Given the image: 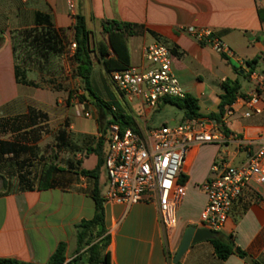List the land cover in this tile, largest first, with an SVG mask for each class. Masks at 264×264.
I'll return each mask as SVG.
<instances>
[{"label":"crops","instance_id":"1","mask_svg":"<svg viewBox=\"0 0 264 264\" xmlns=\"http://www.w3.org/2000/svg\"><path fill=\"white\" fill-rule=\"evenodd\" d=\"M261 10L264 11V0H0V123L21 125L29 117L33 124L29 131L34 133L36 130L38 134L37 129L53 122L52 114L58 108L56 101L61 103L60 98L65 92L55 89L52 84H40L30 73L27 81L31 84H19L14 37L29 29V42L32 39L31 44L40 48L35 38L51 30L62 52L44 55L42 51L44 59L64 55L67 47L75 43L74 26L78 15L85 17L90 32L91 56L95 51L99 56V49L106 43L103 23L108 20L142 27L140 33L127 37L130 66L144 64L145 49L153 43L170 48L173 70L180 84L187 95L198 100L202 119L209 120L207 116L219 112L224 81L239 79L246 98L253 94L260 81L264 82V58L249 79L236 73V69L248 73L247 62L264 56ZM39 14L43 17L38 20L40 25L37 24ZM190 27L211 30L230 49L232 57L200 43L185 31ZM35 29L41 31L40 35H32ZM109 53L107 59L113 57ZM97 65L104 66L101 58ZM243 99L235 102V114L221 130L227 132L226 136L233 133L254 139L264 130V88L260 91L261 114L246 118L244 115L249 109ZM115 101L121 103L125 113L133 118L134 127L141 134L159 127L149 123L153 120L154 110L141 102L129 101L120 93ZM165 106V102L160 105ZM31 118L37 119L33 122ZM41 119H47V122L39 123ZM76 121L72 120L69 129L80 134V140L75 142L70 137L72 142L81 145L82 135L100 137L97 119ZM169 122L165 121L162 126L179 123L175 119ZM2 142L0 140V146ZM33 145L29 143V154H33ZM2 152L0 148V259L47 264L58 246L64 243L67 262L72 260L78 247L77 226L83 220H91L95 214L92 198L95 180L82 176L81 171L95 170L99 157L73 153L74 158L65 162L59 159L51 163L58 170L52 175L50 188L38 189L35 184L33 189L23 191L15 162L8 160L9 154ZM104 152L106 156V147ZM220 158L237 165L245 160L246 154L233 144L196 146L188 152L182 168L187 181L179 188L178 210L188 185L194 182L201 190L211 175L213 164ZM35 168L37 166L32 165L30 171L33 173ZM41 173L38 177L33 173L31 181L38 183ZM98 182L104 196L108 187L104 166ZM199 193L201 200L195 211L185 218H178L176 227L171 230L164 228L155 202L143 201L131 206L104 202L111 264H173L185 231L191 226L203 228L200 222L207 197L204 192ZM218 237L232 241L235 248L251 258L252 264H264V199L247 193L234 206ZM244 258L235 253L227 260H221L210 240L191 246L179 264H250Z\"/></svg>","mask_w":264,"mask_h":264},{"label":"built area","instance_id":"2","mask_svg":"<svg viewBox=\"0 0 264 264\" xmlns=\"http://www.w3.org/2000/svg\"><path fill=\"white\" fill-rule=\"evenodd\" d=\"M185 31L219 54L232 57L230 49L211 30L190 27ZM76 49L73 43L71 57ZM172 57L170 48L153 43L145 49L144 64L114 71L110 80L127 100L139 101L150 110H156L166 99L187 96L173 70ZM263 88L264 82L260 81L253 94L243 99L249 109L244 115L246 118L262 113L260 91ZM234 106L235 103L226 107L219 122L188 120L173 126L155 127L146 134L131 128L123 130L117 122L107 123L104 167L108 189L104 202L127 206L155 202L164 228L171 230L177 225L179 175L188 152L196 146L233 144L246 154L245 160L236 165L218 159L209 179L202 185L207 204L200 223L203 228L218 233L234 206L247 193L264 199V130L254 139L233 133L226 136L221 129L235 114ZM112 110L116 112L115 107ZM85 116L91 117L90 113Z\"/></svg>","mask_w":264,"mask_h":264},{"label":"trees","instance_id":"3","mask_svg":"<svg viewBox=\"0 0 264 264\" xmlns=\"http://www.w3.org/2000/svg\"><path fill=\"white\" fill-rule=\"evenodd\" d=\"M261 21L264 23V11H260ZM42 15L37 16V24H41L40 20ZM48 26L50 24L47 22ZM75 30V43L77 49L75 54L71 57L74 66L75 75L81 79L84 91L89 97L95 96L96 100L94 104L98 107L100 119L106 121V124L117 122L121 125L122 129L134 127L133 118L126 114L122 108L121 103L117 101L104 102L100 100L91 87V78L93 74V58L91 56V50L89 46L90 32L87 29L85 17L82 15L76 16ZM142 27L139 25L120 22L116 20H108L103 23V33L105 35V44L99 49V57L103 59L105 56H110L109 51L113 54V57L103 60L105 70L108 73L114 71H122L129 67V51L127 46V37L140 33ZM35 40L39 42L40 49L47 53L59 54L62 52L61 48H58L59 42L51 32L48 30L44 35L36 37ZM44 54V55H45ZM264 56H258L251 61L247 62L249 72H242L243 70L236 69V73L247 80L250 76L257 71L259 62ZM16 75L19 84L28 85L31 84L27 81L25 73L19 67H17ZM32 86L37 87L32 84ZM224 94L220 97L219 112L213 113L207 116L209 120L220 121L221 117L225 113V109L228 106H232L239 98H246L242 92V86L239 79L226 80L222 83ZM69 101L72 98V94L69 95ZM85 100L84 97L81 98ZM166 104L170 103L174 107H177L184 113L183 121L202 119L203 115L199 113V102L192 96L187 95L184 99L169 98L164 101ZM115 107L116 112L112 109ZM29 119V117H28ZM37 118H31V121L35 122ZM100 137L95 139L88 135L81 136V145L72 142L70 135L61 130L57 137L58 147L60 150H65L71 153H80L82 157H88L91 154H96L99 157V164L93 171L82 170L81 175L84 177H90L95 180V185L92 193V198L95 202V214L91 220H83L77 226V251L72 260L67 262L65 253L66 245L60 244L52 255L47 264H111V257L108 251L110 245V237L105 227V208H104V196L99 187V174L101 168L105 163V128H101L99 124ZM9 124L0 123V133L3 129H6ZM226 132V131H225ZM227 133V132H226ZM0 148L3 150L2 154L12 155V161L15 162L18 171V179L21 190L27 191L33 189L34 182L31 181L32 172L30 171L32 165L28 158L19 160L23 155L29 153V146L26 144H19L17 142L8 143L2 142ZM58 170L54 165H46L40 175L37 183L38 189H48L52 186V175ZM186 177H183L180 182L182 186L186 184ZM218 234V233H217ZM214 246L216 255L221 260H227L231 255L237 254L240 257H247L246 253L239 248H235L234 244L230 240H225L222 237H218L211 240ZM0 264H31L20 262L12 259H0ZM258 264V263H254Z\"/></svg>","mask_w":264,"mask_h":264},{"label":"rangeland","instance_id":"4","mask_svg":"<svg viewBox=\"0 0 264 264\" xmlns=\"http://www.w3.org/2000/svg\"><path fill=\"white\" fill-rule=\"evenodd\" d=\"M40 32V30L35 29L31 33L32 35L33 33L40 35ZM14 39L17 47L19 68L24 71L27 80H29L30 73L31 78L37 79L40 84H52L55 89L65 92L63 95L64 97L60 98L61 103L56 101L58 108H56L57 110L52 114L53 122L44 124L37 129L39 131L38 134L36 130H34V133L33 131H29V127L33 125L29 122V119L24 120L21 125L13 124L8 126L0 133V140L3 142L16 141L19 142V144L24 143L27 146H29V143L35 144V146H32L34 148L33 154L28 153L23 155L19 160L28 158L31 165L34 167L37 166V168L33 169V173L38 177L46 165H50L59 159L65 162L68 159L74 158L73 153L60 150L57 144L58 132L61 130L70 132V137L73 138L75 142L80 140V134L73 133V131L69 129L72 120H77L82 123L93 122V119H97L99 124H101V128L106 126V121L100 119L98 107L94 104L95 100H92L91 97L87 95L84 91L81 79L74 73L70 55L71 46L67 47V51L64 55H59L58 57L51 56L49 60H45L42 50L31 44L32 39L29 42V29L19 32ZM68 45L69 42L67 43V46ZM108 57L107 55L103 57L102 60H106ZM92 58L95 64L91 78V87L93 91L97 97L104 102L115 101L120 92L110 80L111 73H108L103 65H97L100 57L96 51L92 54ZM42 60H44L45 63H42ZM70 94H72V98L68 103ZM82 97H84L85 100H82ZM78 111H80V114H78ZM85 113H90L91 117H86ZM134 114L136 115V113ZM183 116L184 113L181 110L167 103L164 108L160 107L154 110L152 114L153 120H149V123L159 127H161L162 123L165 121L169 122L173 119L179 121V123H183L185 122L183 121ZM45 122H47V119L39 120V123ZM29 132H32V134L30 133L29 135ZM12 158L11 155L7 156L8 160L12 161ZM183 177L185 176L181 173L179 175L180 182ZM34 184L37 183L34 182ZM197 187L198 186L192 182L183 192V201L181 202L182 205H180L181 209L178 210L177 219L189 216L200 204L201 195L199 191L203 192V190ZM105 189H108V187Z\"/></svg>","mask_w":264,"mask_h":264},{"label":"water","instance_id":"5","mask_svg":"<svg viewBox=\"0 0 264 264\" xmlns=\"http://www.w3.org/2000/svg\"><path fill=\"white\" fill-rule=\"evenodd\" d=\"M91 99L96 100V97L92 96ZM216 238H218V234L216 232L205 228H196L194 226L189 227L184 233L181 244L173 259V264H179L180 260L191 246L204 241L214 240ZM244 259L250 264L253 263L250 257H246Z\"/></svg>","mask_w":264,"mask_h":264}]
</instances>
